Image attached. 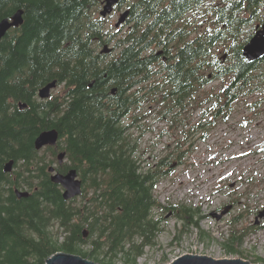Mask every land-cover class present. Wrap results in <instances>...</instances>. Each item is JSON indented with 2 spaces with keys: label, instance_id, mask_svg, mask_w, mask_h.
I'll use <instances>...</instances> for the list:
<instances>
[{
  "label": "trees",
  "instance_id": "obj_1",
  "mask_svg": "<svg viewBox=\"0 0 264 264\" xmlns=\"http://www.w3.org/2000/svg\"><path fill=\"white\" fill-rule=\"evenodd\" d=\"M104 2L0 0V21L24 12L23 26L0 46V264H46L60 252L136 264L164 231L158 185L187 154L178 143L158 163L145 161L133 131L147 116L138 110L162 107L177 126L191 104L216 120L227 119L248 93L263 95L251 107L264 104V59L251 64L243 56L264 24V0H120L115 11L126 6L131 13L127 30L116 33L111 16L100 15ZM221 44L228 64L216 54ZM106 46L112 53H102ZM219 79L228 80L223 90L196 98ZM53 82L59 93L40 100ZM215 124L202 122L188 137ZM50 130L59 132V145L37 151V138ZM52 166L78 172L80 198L64 199ZM17 190L30 196L20 199ZM167 209L185 228L198 227L192 208ZM256 230L232 231L226 247L238 253L235 245Z\"/></svg>",
  "mask_w": 264,
  "mask_h": 264
},
{
  "label": "rangeland",
  "instance_id": "obj_2",
  "mask_svg": "<svg viewBox=\"0 0 264 264\" xmlns=\"http://www.w3.org/2000/svg\"><path fill=\"white\" fill-rule=\"evenodd\" d=\"M127 10L126 6L119 8L109 18L108 25L113 33L127 30V26L116 28L120 16ZM248 36L247 33L243 38ZM216 54L224 58L226 46L219 45ZM227 59H223L224 64H228ZM227 83L225 79L214 80L198 92L196 98L219 93ZM57 93L58 88L52 94ZM262 97L248 93L238 99L227 119L220 120H216L214 113L205 118L204 109H196L191 104L182 112V123L177 126L170 123L173 114H166L162 107L146 104L138 110L147 116L139 123L141 129L133 131L134 137L141 138L145 161L158 163L178 143L187 154L181 165L173 163L171 174L158 185L156 196L163 206L158 215L163 217L164 231L158 236L156 245L145 249L136 264H170L185 255L264 264V229L256 226L261 225L257 217L264 210V104L251 107ZM202 122L216 124L188 137V133ZM204 132L208 138L201 140V136L206 135ZM233 204L234 209L219 220L218 215ZM171 206L195 210L194 221L198 227L185 228V222L167 209ZM250 228L257 230L251 231L243 243L235 245L238 253L226 247L232 231ZM202 232L207 235L202 236ZM115 264L126 263L119 258Z\"/></svg>",
  "mask_w": 264,
  "mask_h": 264
},
{
  "label": "water",
  "instance_id": "obj_3",
  "mask_svg": "<svg viewBox=\"0 0 264 264\" xmlns=\"http://www.w3.org/2000/svg\"><path fill=\"white\" fill-rule=\"evenodd\" d=\"M120 0H105L103 9L100 12L101 17L108 18L111 16L115 10V7L118 6ZM130 10L124 12L117 25L116 28H120L124 25L129 16ZM24 24V12L19 10L11 19L6 18L0 21V46L3 39L7 36V34L12 29H17L23 26ZM112 48L106 46L103 50V54L112 53ZM243 56L247 60V62L253 64L262 59H264V25L258 26L257 32L255 36L251 39V41L244 46L243 48ZM225 58V57H224ZM57 82H53L46 87L42 88L39 91V99L40 100H48L52 97V93L55 89H57ZM116 90L114 91V93ZM21 109H25L26 105H20ZM60 141V134L57 130H50L43 132L36 140L35 146L37 151H41L47 147H57ZM66 154L61 153L58 157V161L60 165L65 163ZM15 162L11 161L5 166V172L11 174L14 171ZM49 172L52 174V182L56 185H59L64 190V199L66 201H70L73 199L80 198L83 193V181L79 178V174L76 170H71L67 174H61L56 172L55 166H52L49 169ZM16 195L18 198H28L30 196L29 192L25 191H16ZM232 210V207H227L221 215H218V219L221 220L225 216L229 214ZM261 220H264V210L259 213L257 217V223L259 224ZM87 236V234H86ZM46 264H98L89 259H86L79 255L67 254V253H57L47 260ZM170 264H252L250 261L244 260H216L207 256H198V255H185L179 257L172 261Z\"/></svg>",
  "mask_w": 264,
  "mask_h": 264
},
{
  "label": "flooded vegetation",
  "instance_id": "obj_4",
  "mask_svg": "<svg viewBox=\"0 0 264 264\" xmlns=\"http://www.w3.org/2000/svg\"><path fill=\"white\" fill-rule=\"evenodd\" d=\"M259 25L262 26V24H260V23L257 24V26L255 27V34H256V32H257V29H258V26H259ZM263 25H264V24H263ZM255 34H254V35H255ZM248 42H249V41H248ZM248 42H247V43H248ZM247 43H246V44H247ZM230 206L232 207V210H233L234 207H235L234 204H233V205H230ZM256 226H258V227H264V220L261 221V225H260V226H259V225H256Z\"/></svg>",
  "mask_w": 264,
  "mask_h": 264
}]
</instances>
